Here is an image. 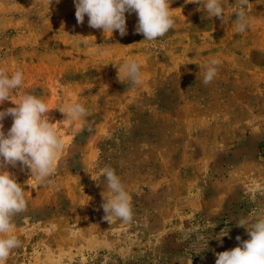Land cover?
Returning <instances> with one entry per match:
<instances>
[{
  "label": "rangeland",
  "instance_id": "374dc122",
  "mask_svg": "<svg viewBox=\"0 0 264 264\" xmlns=\"http://www.w3.org/2000/svg\"><path fill=\"white\" fill-rule=\"evenodd\" d=\"M204 2L173 0L174 28L145 41L135 13L120 36L87 16L78 24L74 0H0V69L23 73L10 98H43L64 141L49 181L7 168L28 209L10 233L22 247L5 264H215L237 236L249 238L236 220L264 211V0H248L244 32L239 0H224V22L208 18ZM211 58L218 75L205 85ZM131 60L140 85L118 73ZM76 102L89 111L83 122L58 109ZM106 167L131 196V222L104 219Z\"/></svg>",
  "mask_w": 264,
  "mask_h": 264
},
{
  "label": "clouds",
  "instance_id": "9594fccd",
  "mask_svg": "<svg viewBox=\"0 0 264 264\" xmlns=\"http://www.w3.org/2000/svg\"><path fill=\"white\" fill-rule=\"evenodd\" d=\"M53 0H45L48 7ZM59 3V0H56ZM173 0H74L76 20L83 24L85 16L88 25L94 29H102L104 33L118 30L120 36L127 34L126 13H135L138 22L136 33L143 34L145 41H155L165 36L175 26L171 16L170 5ZM201 6V0H192ZM248 0H239L236 12L235 29L244 32L249 26L246 11ZM226 4L224 0H205L203 10L208 18L217 17L224 22ZM85 45L87 41H82ZM219 59L211 58L205 65L203 83L210 84L218 75ZM123 78L132 85L142 83L141 65L135 60L126 61L119 69ZM121 81V76L118 75ZM23 83V73L17 70L9 76L0 69V105L12 101L14 107L0 110V264H5L11 252L22 247V241L13 234L15 220L27 212L28 202L25 198L24 186L17 182L15 175L10 173L9 166L15 168L19 164L21 170L28 169L31 177L41 183L49 181L57 172V156L64 148V141L53 127L47 115L51 110L43 98L25 93L20 102L10 97L14 90ZM67 120L84 121L89 115L88 109L76 102L66 107H58ZM12 118L10 129L5 132L3 121ZM107 188L112 193L109 199L104 198L101 207L105 212L104 219L116 218L122 222H131L134 216L131 196L121 178L111 167L103 169ZM216 226V225H215ZM214 226V227H215ZM237 227L246 230L248 239L236 237L238 246L217 253L215 264H264V211L256 214L251 221L247 218L236 220ZM229 229H222L216 239L227 236ZM207 249L208 238L200 237Z\"/></svg>",
  "mask_w": 264,
  "mask_h": 264
}]
</instances>
